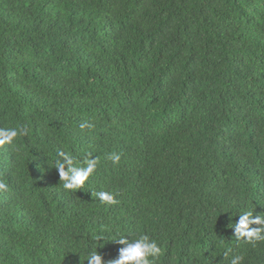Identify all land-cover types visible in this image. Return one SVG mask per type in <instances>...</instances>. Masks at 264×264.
I'll use <instances>...</instances> for the list:
<instances>
[{
  "label": "trees",
  "instance_id": "16d2710c",
  "mask_svg": "<svg viewBox=\"0 0 264 264\" xmlns=\"http://www.w3.org/2000/svg\"><path fill=\"white\" fill-rule=\"evenodd\" d=\"M10 128L26 134L0 145V264L115 259L101 229L149 234L153 264H264L230 227L264 215V0H0ZM64 154L99 159L81 189Z\"/></svg>",
  "mask_w": 264,
  "mask_h": 264
},
{
  "label": "clouds",
  "instance_id": "9594fccd",
  "mask_svg": "<svg viewBox=\"0 0 264 264\" xmlns=\"http://www.w3.org/2000/svg\"><path fill=\"white\" fill-rule=\"evenodd\" d=\"M85 125H81L84 128ZM23 128H10L3 130L0 133V145L5 143H12L18 136L24 135ZM108 159L113 166L120 163L121 154L111 153ZM99 159L97 157L89 158L84 166H76L73 158L70 155L64 154L62 160L56 162V168L59 170L60 179H63V187L69 190L81 189L91 175L96 171ZM67 165V167H66ZM8 185L0 182V191H6ZM94 198L98 199L103 204L113 205L118 203L115 194L110 191H98ZM258 225V227H251V225ZM234 228L235 237L240 240L243 239L246 243L255 246L258 242L264 241V215H255L248 211L239 214V219L230 225ZM113 238L108 239L105 235V230L101 229L95 236L97 241L110 240L114 241L122 247L119 249L118 256L115 259L104 260L102 255L98 253L97 249L89 253L87 260L88 264H153L154 258L161 253V247L158 241L152 238L147 233H138L133 236L131 233L113 232ZM231 252L228 249L224 255L227 256ZM244 257L242 255H235L231 258L230 264H243Z\"/></svg>",
  "mask_w": 264,
  "mask_h": 264
}]
</instances>
